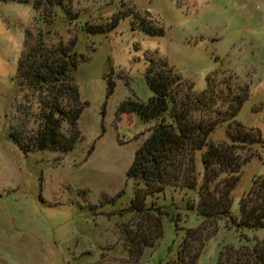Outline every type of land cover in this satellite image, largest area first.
<instances>
[{
	"label": "rangeland",
	"instance_id": "374dc122",
	"mask_svg": "<svg viewBox=\"0 0 264 264\" xmlns=\"http://www.w3.org/2000/svg\"><path fill=\"white\" fill-rule=\"evenodd\" d=\"M54 1L69 9L67 21L61 12L54 14ZM37 3L36 10L33 0H0V264H173L185 229L203 220L196 210L199 195L168 185L141 196L144 209L133 212L142 185L126 172L154 122L129 106L123 110V103L152 96L146 80L150 65L170 67L181 77L174 84L179 97L191 93L190 87L221 89V116L229 115L233 93L245 91L233 118L259 132L260 141L232 191V215L239 216L240 198L253 178L264 174V0ZM85 21L93 27L116 25L88 31L80 27ZM50 27L63 43L76 37L74 49L78 58L83 55L73 78L84 105L80 135L67 152L25 151L15 140L29 141L39 125V108L17 78V67L26 30L32 31L34 46L39 30ZM229 121L217 125L213 139H226ZM67 129L63 124L66 135ZM253 149L246 147L243 159ZM159 215L162 236L141 257L133 256L128 244L139 245L141 233L148 235ZM204 231L210 235L197 264H239L234 260L240 249L264 238V227H239L224 218L208 219ZM191 245L196 248V241ZM221 252L231 253L232 260Z\"/></svg>",
	"mask_w": 264,
	"mask_h": 264
},
{
	"label": "trees",
	"instance_id": "16d2710c",
	"mask_svg": "<svg viewBox=\"0 0 264 264\" xmlns=\"http://www.w3.org/2000/svg\"><path fill=\"white\" fill-rule=\"evenodd\" d=\"M37 1L33 0L36 10ZM55 2L54 14L61 12L63 20L67 21L65 18L69 16V9L61 5L60 1ZM40 19L45 21L43 17ZM115 25L93 27L85 21L80 27L97 31ZM146 32L152 31L147 28ZM32 37V31L27 29L16 76L37 101L39 125L26 144L13 137L25 151L50 149L67 152L80 135L78 121L84 105L80 100L78 84L73 82V78L83 55L78 58L74 49L76 37L63 43L51 27L46 31L43 28L39 30L38 42L34 46L29 43ZM51 39L54 41L49 45L47 41ZM153 66L150 65L146 71L152 96L146 101L124 102L123 107H126L122 108L124 110L129 106L144 121L154 122L150 134L136 149L126 172L127 177L142 185L132 200V210L142 211L144 205L138 201L140 197L145 199L148 195L163 191L168 185L196 189L199 195L196 210L203 220L199 226L185 229L173 264H197L199 252L210 235L204 231L208 219L224 218L239 227H264V174L255 176L248 192L240 198L239 216H233L231 211V195L239 181L240 168L257 152L253 145L260 141V133L246 129L233 118L242 104L245 91L243 94L233 93L228 106L229 115L221 116L217 108L218 101H224L221 89L207 88L196 92L190 87L191 93L179 97L174 84L181 77L170 67L158 69ZM212 110L214 115H210ZM228 118L226 139H213L211 135L217 125ZM63 124L68 126V135L63 132ZM246 147L253 149V152L243 159L242 152ZM223 176L225 182L220 181ZM158 210L160 214L162 211ZM153 225L154 228L149 227L147 230L148 235L141 233L139 245L128 244V251L133 256L141 257L144 248L153 247L162 236L161 215ZM192 241H196V248L192 247ZM239 253L240 257L236 256L234 260L236 263L264 264V238L252 248L240 249ZM224 254L221 252L227 261L232 260L231 253Z\"/></svg>",
	"mask_w": 264,
	"mask_h": 264
}]
</instances>
